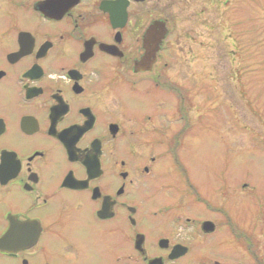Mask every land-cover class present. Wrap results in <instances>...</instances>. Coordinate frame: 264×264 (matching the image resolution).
<instances>
[{
    "label": "flooded vegetation",
    "instance_id": "1",
    "mask_svg": "<svg viewBox=\"0 0 264 264\" xmlns=\"http://www.w3.org/2000/svg\"><path fill=\"white\" fill-rule=\"evenodd\" d=\"M229 2L0 0V264H264V211L240 227L176 153Z\"/></svg>",
    "mask_w": 264,
    "mask_h": 264
},
{
    "label": "rangeland",
    "instance_id": "2",
    "mask_svg": "<svg viewBox=\"0 0 264 264\" xmlns=\"http://www.w3.org/2000/svg\"><path fill=\"white\" fill-rule=\"evenodd\" d=\"M228 4V15L233 17L224 25V34L199 39L206 43L202 50L208 67L215 62L212 56L221 64L208 70V78L220 83L208 84L207 101L214 102L207 105V129L192 135L189 146L176 153L189 164L208 204L214 203V194L222 193L226 212L244 228L264 211V0H230ZM152 94L159 95L152 90L148 98L129 99V106L135 102L134 115L152 108L157 98ZM232 109L239 113H230ZM234 113L239 115L237 125ZM192 214L212 217L202 208Z\"/></svg>",
    "mask_w": 264,
    "mask_h": 264
},
{
    "label": "water",
    "instance_id": "3",
    "mask_svg": "<svg viewBox=\"0 0 264 264\" xmlns=\"http://www.w3.org/2000/svg\"><path fill=\"white\" fill-rule=\"evenodd\" d=\"M206 224H207V226H208V227H207V230L209 231V230H210V226H212L213 224H212L211 222H207Z\"/></svg>",
    "mask_w": 264,
    "mask_h": 264
}]
</instances>
